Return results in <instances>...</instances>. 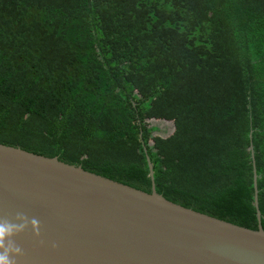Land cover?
I'll return each instance as SVG.
<instances>
[{
	"label": "trees",
	"instance_id": "1",
	"mask_svg": "<svg viewBox=\"0 0 264 264\" xmlns=\"http://www.w3.org/2000/svg\"><path fill=\"white\" fill-rule=\"evenodd\" d=\"M250 141L264 219V0H0L1 143L255 216Z\"/></svg>",
	"mask_w": 264,
	"mask_h": 264
},
{
	"label": "water",
	"instance_id": "2",
	"mask_svg": "<svg viewBox=\"0 0 264 264\" xmlns=\"http://www.w3.org/2000/svg\"><path fill=\"white\" fill-rule=\"evenodd\" d=\"M248 150L255 216L155 185L148 155L150 184L0 142V218L40 221L39 236L29 223L13 237L22 248L16 264H264L251 141Z\"/></svg>",
	"mask_w": 264,
	"mask_h": 264
},
{
	"label": "clouds",
	"instance_id": "3",
	"mask_svg": "<svg viewBox=\"0 0 264 264\" xmlns=\"http://www.w3.org/2000/svg\"><path fill=\"white\" fill-rule=\"evenodd\" d=\"M15 220L20 222L0 218V264H16V256L22 254V248L13 237L23 232L29 223L34 233L37 236L40 234V221L37 218L29 219L26 214L18 212Z\"/></svg>",
	"mask_w": 264,
	"mask_h": 264
},
{
	"label": "rangeland",
	"instance_id": "4",
	"mask_svg": "<svg viewBox=\"0 0 264 264\" xmlns=\"http://www.w3.org/2000/svg\"><path fill=\"white\" fill-rule=\"evenodd\" d=\"M149 126H155L157 130L153 132V135L162 137L168 136L173 130V120L171 119H149L147 120Z\"/></svg>",
	"mask_w": 264,
	"mask_h": 264
}]
</instances>
